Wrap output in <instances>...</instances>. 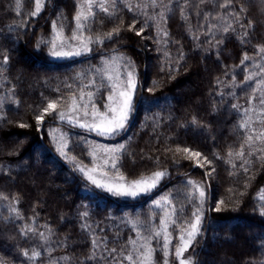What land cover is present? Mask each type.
I'll return each mask as SVG.
<instances>
[{
	"label": "trees",
	"instance_id": "trees-1",
	"mask_svg": "<svg viewBox=\"0 0 264 264\" xmlns=\"http://www.w3.org/2000/svg\"><path fill=\"white\" fill-rule=\"evenodd\" d=\"M127 2L132 11L125 0H118L112 19L97 11L83 32L94 41L89 52L54 59L49 43L54 37L52 24L56 22L57 28L62 24L64 37L70 38L77 0H44L36 16L30 15L35 0H20L19 9L16 0H0V260L4 264H112L105 245L130 249L129 238L136 239L137 232L151 235L172 207L177 209V225L191 218L198 203L188 199L192 189L187 181L192 180L204 185L206 199L201 234L185 258H191L192 264H264V215L260 214L264 201L259 199L264 192V163L249 157L252 164L244 173L241 161L228 155L240 150L245 130L239 123L261 79L246 81L245 76L259 71L254 65L264 64L258 54L259 46H264V0H232L227 8L221 7L225 0H157L163 6L155 8L150 0ZM160 12L167 17L161 24L166 37L157 32ZM231 13L239 14V22ZM133 23L135 28L129 30ZM228 24L231 29L225 33L222 29ZM212 25L216 27L210 30ZM118 26L119 35L108 39L106 34ZM141 28L143 33L136 35ZM245 31L248 35L242 43ZM97 35L102 43L95 42ZM245 53L253 59L241 65ZM108 65L133 71L137 82L129 126L109 138L125 145L120 173L128 180L155 171L167 173L154 190L135 198L119 199L95 187L76 168L77 162L92 164L84 137L95 135L61 122L55 113L45 115L39 126L35 119L50 100L66 110L65 101L73 94L78 97L81 88L96 93L103 111L109 88L102 73ZM56 125L68 131L62 132L68 141L66 156L58 151ZM185 147L202 156L189 159L176 152ZM205 156L211 165L204 162ZM229 159L235 168L227 163ZM165 196L171 204L162 202L164 206L158 207L155 202ZM221 200L225 204L216 212ZM130 221H138L135 228ZM25 226L34 231H26ZM169 230L173 234L169 261L178 264L174 248L179 232L177 227ZM94 238L103 242L97 249H93ZM151 243L156 264H163L162 238ZM32 249L41 253L35 260L24 255ZM93 251L96 258L89 259Z\"/></svg>",
	"mask_w": 264,
	"mask_h": 264
},
{
	"label": "snow or ice",
	"instance_id": "snow-or-ice-1",
	"mask_svg": "<svg viewBox=\"0 0 264 264\" xmlns=\"http://www.w3.org/2000/svg\"><path fill=\"white\" fill-rule=\"evenodd\" d=\"M203 2V0H201ZM118 0H77L76 12L73 17L75 22V28L72 30L71 37H64V26L61 24L57 28L56 22H53L52 29L54 32L53 40L49 43L52 44L50 53L57 57H67V56H80L90 51L89 45L93 43V38L91 36L83 35L86 28L89 27L90 23L96 18L97 11L104 13L109 19L116 17ZM152 7L163 6L158 5L157 0H150ZM232 4V0H225V3L221 7H229ZM44 6V0H35V9L30 13L31 16H36L41 12ZM125 6L128 7L129 11H132V6L125 0ZM16 7L19 9L21 7L20 0H16ZM137 7H140L139 5ZM167 7V6H164ZM171 9H168L170 11ZM243 11V9H241ZM146 15V14H145ZM159 19L156 17H148V19L157 20V32L162 33L165 37L168 35L167 31L161 27L163 22H166L165 12H160ZM239 22L240 17L238 13H231ZM181 16L186 20L187 16L184 9H181ZM147 23V20L145 21ZM252 23L249 21L248 27H251ZM215 25L210 26L215 28ZM241 27H244L241 25ZM135 28V23L129 25V30ZM231 29V25L223 27V32L228 33ZM144 29L141 28L136 32V35H141ZM120 27L113 28V30L106 34L108 39H111L113 34L119 35ZM248 35L247 31L244 32L241 37V42H244L243 37ZM60 40V44L56 43ZM70 41H76L73 44ZM95 42H103L100 36H96ZM222 41H217L221 43ZM41 43H44L43 41ZM67 49V50H66ZM258 54L261 59H264V46H259ZM122 59V58H121ZM247 53L244 54L241 65L245 61L252 60ZM8 57H4V62L6 63ZM107 64V62H106ZM259 68L258 72L250 73L245 76L246 81H253L255 77L260 76L261 79L256 81V86L253 89L252 94L248 98L249 107L244 109L243 119L239 123V127L245 130V136L240 150L232 153L229 152V157L235 156L236 159L241 161L240 168L244 173L249 172V166L252 164V160L249 157L255 156L257 160L264 163V64L254 65ZM98 72L101 70L97 69ZM111 73V74H110ZM103 76L108 81L109 94L107 96V102L103 103L101 111L100 107L97 106L95 96L96 93L93 91H85L81 88L79 95L73 94L69 97L68 101H65L67 107L66 110L61 108L60 103L57 100H50L47 106L44 107L38 115H36L37 125H41L44 122L45 115H52L55 113L61 121H66L74 127L82 128L88 132H95L99 136H115L121 133L127 126L128 120L134 108V95L136 92L137 84L133 71H127L126 79H121V75L118 70L112 72V66L108 65L103 70ZM91 83H94L91 82ZM87 87V86H86ZM99 91V89H97ZM239 105L233 104L232 108L239 110ZM60 108V110H58ZM195 123V121H194ZM259 125V127H256ZM26 125L21 124L20 127H25ZM61 142L58 144V151H60L62 156H66L64 149L67 147V142L63 136L60 138ZM257 144L260 146L257 147ZM245 146L248 151L245 152ZM92 148L89 153L93 157L94 167L86 168L81 164H77V169L85 176V178L90 181L95 187L104 189L105 191L112 193L117 196H131L135 197L141 193L150 192L153 190L160 180L167 174L164 171H155L150 176L141 177L140 179L125 182V177L119 171V163L121 161V153L125 150L124 144H119L115 147L107 146H90ZM177 153L183 152L186 154V158H199L202 154L198 151H192L185 147L183 149L177 148ZM259 153V155H257ZM102 154V155H100ZM68 159L75 161V157H68ZM97 160H101L102 163H96ZM206 164L211 165L212 160L208 157H203ZM227 163L232 164L235 168L236 164L232 162L231 159ZM198 166H203V164H198ZM105 168H111L115 172V176H110ZM99 171L101 176L100 179L97 178L96 173ZM212 171H215L213 168ZM207 173L206 175H210ZM235 174V173H233ZM188 185L191 186L192 191L189 194V202L192 203L197 200L194 210L192 211L191 218L185 222L183 225H177V209L172 207L170 211L166 210L163 217L159 221V228L152 230V234L148 236L141 235L137 232L136 239L129 238L128 245L131 248L128 249L127 245L125 248L117 249H107L105 245V251L108 252L109 256L112 257V264H156L155 253L156 248L152 246V239L159 240L162 238L161 251L163 253V264H170L169 256L171 254V246L173 240V234L169 230L170 227H177L179 236L178 243L174 248V256L178 261V264H192L191 258H185L184 254L192 246L193 242L196 240L197 236L201 234L202 231V206L206 199V189L202 183L189 180ZM198 193V196L196 195ZM7 199V197H2ZM259 199L264 201V192L260 195ZM162 202L171 204L168 197H161V200L156 201L158 207H163ZM225 201H218L215 207L216 212L222 211V205ZM15 212V209H11ZM183 211V208L180 209ZM260 214L264 215V207H261ZM87 216V212L83 213ZM18 216V213H17ZM133 227H136L138 221H130ZM83 227L88 228L90 226L84 225ZM26 231H34L30 226H25ZM42 239H46L43 233H40ZM103 242L97 239H93V249H97L101 246ZM115 254V255H114ZM24 255L28 257L29 260L37 259L41 253L35 249L31 250V254L28 251L24 252ZM117 257H120L118 259ZM96 253L93 251L89 259H95ZM104 257L101 256V259ZM63 259L67 260V257ZM0 264H4L0 260Z\"/></svg>",
	"mask_w": 264,
	"mask_h": 264
},
{
	"label": "rangeland",
	"instance_id": "rangeland-1",
	"mask_svg": "<svg viewBox=\"0 0 264 264\" xmlns=\"http://www.w3.org/2000/svg\"><path fill=\"white\" fill-rule=\"evenodd\" d=\"M60 42L61 41H59V43H57L58 45L60 44ZM70 43H73V44H75V43H77L76 41H69ZM89 48H90V45H89ZM67 50V49H66ZM52 57L54 58V59H64V58H66V59H70V58H74V57H77V56H67V57H57V56H54V55H52ZM116 70H118L119 71V73H120V75H121V79H126V73H127V71H129L128 69H124V71L123 70H119L117 67H115V68H112V72H114V71H116ZM111 74V73H110ZM136 84H137V82H136ZM136 95H137V88H136V92H135V95H134V101H133V103L135 102V98H136ZM135 104V103H134ZM133 110H134V108H133ZM132 113H133V111H132ZM132 113H131V115H132ZM131 115H130V118H129V120H128V123L130 122V119H131ZM60 120V119H59ZM61 121V120H60ZM61 122H65V123H67L66 121H61ZM128 123H127V125H128ZM67 124H69V123H67ZM129 126V125H128ZM54 128H55V130H53V135H54V138H56V140L58 141V143H60L61 142V140H60V138H61V136H63L64 138H65V140H66V137H65V133L66 134H68V131H67V129L65 128V127H63V126H61V125H56V126H54ZM79 128V127H78ZM80 129H82V128H80ZM84 130V129H83ZM125 130V129H124ZM123 130V131H124ZM123 131L121 132V133H123ZM62 132H64V134H62ZM88 132V131H87ZM93 135H95L96 137L94 138V137H92V136H90V135H86L84 138H85V140L89 143V151L91 152V150H92V148L90 147V146H96V145H99V146H107V147H115V146H117V145H119V144H123V142H121V141H112V140H109V138H111V137H113V136H99V135H97L95 132H91ZM121 133H119L118 135H120ZM118 135H115V136H118ZM67 143H68V141H66ZM67 146H68V144H67ZM67 147L64 149V151L67 153ZM59 153H60V151H59ZM68 154V153H67ZM100 155H102V154H100ZM91 158H92V161H93V157L91 156ZM96 163H102V161L101 160H97L96 161ZM77 164H81V165H83V166H86V168H92V167H94V163L92 162V164L91 165H86V164H84V163H80V162H77ZM76 168H77V166H76ZM105 171H107L108 173H109V175L110 176H115V172H114V170H112L111 168H105ZM80 172V171H79ZM96 175H97V178L98 179H100L101 178V176H100V174H99V171L96 173ZM151 175V174H150ZM150 175H148V176H150ZM84 176V175H83ZM85 177V176H84ZM145 177H147V176H145ZM86 179V178H85ZM163 179V178H162ZM162 179L160 180V182L162 181ZM87 180V179H86ZM129 181H132V180H128V179H125V182H129ZM90 182V181H89ZM159 182V183H160ZM91 183V182H90ZM159 183H158V185H159ZM92 184V183H91ZM157 185V186H158ZM156 186V187H157ZM155 187V188H156ZM154 188V189H155ZM101 189V188H100ZM153 189V190H154ZM102 190H104V189H102ZM152 191V190H151ZM150 191V192H151ZM109 193V192H108ZM149 192H146V193H141V194H139V195H137V196H135V197H138V196H142V195H146V194H148ZM109 194H111V195H113L112 193H109ZM115 197H117V198H119V199H129V198H135V197H131V196H117V195H114ZM188 258V257H187Z\"/></svg>",
	"mask_w": 264,
	"mask_h": 264
}]
</instances>
